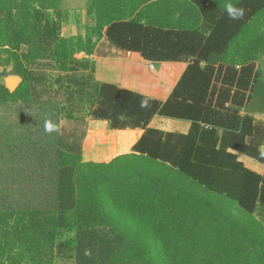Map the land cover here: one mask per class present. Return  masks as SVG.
Here are the masks:
<instances>
[{
    "label": "trees",
    "instance_id": "16d2710c",
    "mask_svg": "<svg viewBox=\"0 0 264 264\" xmlns=\"http://www.w3.org/2000/svg\"><path fill=\"white\" fill-rule=\"evenodd\" d=\"M192 1L201 5L209 32L200 40L199 49H194L186 70L164 102L88 77L84 116L106 120L111 129L143 128L132 147L135 154L120 155L110 162H84L79 141L57 148L50 198L36 205H19L24 237L34 239L42 234L52 244L72 242L76 264H155L145 244L137 241L138 232L132 234L114 224L112 211H118L136 217L145 224V230H154L162 240L166 232L194 233L206 225L212 249L223 258L228 256L227 249L247 247L245 241L264 243V171L255 172L238 158L242 154L264 168V123L238 112L255 80L254 64L237 68L219 63L229 42L264 9V0H237L234 4L245 9L244 17L238 20L230 19L224 8L211 0ZM129 26L133 25L113 22L106 33L114 39ZM38 28H28V36L22 40L15 28L18 34L13 38L17 40L11 46L23 41L28 45L27 54L19 57L22 83L14 93L0 83V100L15 97L17 91L19 97L26 98L29 91L40 93L37 90L43 76L36 73L37 68L26 65L29 62L48 57L56 62L53 67L66 73V63L79 60L74 53L86 49L79 39L52 40L53 28L47 23ZM201 60L206 62L203 68L199 66ZM67 81L61 95L72 107L78 94L73 87L79 88L81 83L74 78ZM144 99L148 104L141 107ZM155 115L189 120L191 125L186 134L163 132L148 125ZM87 167L102 168L109 179L93 176ZM104 187L106 200L100 196ZM68 231L73 233L70 237ZM254 244L248 247L256 249ZM170 261L166 258L163 264H181ZM206 264H215V260Z\"/></svg>",
    "mask_w": 264,
    "mask_h": 264
},
{
    "label": "crops",
    "instance_id": "0c3cea01",
    "mask_svg": "<svg viewBox=\"0 0 264 264\" xmlns=\"http://www.w3.org/2000/svg\"><path fill=\"white\" fill-rule=\"evenodd\" d=\"M2 1L0 23L7 22L9 16ZM211 1L219 8L228 2ZM200 7L192 0H19V39L27 38L28 28L47 23L53 28L52 40L79 39L86 49L75 52L74 57L89 61L94 82L112 84L164 102L186 70L194 49L197 51L202 37L208 35L209 24ZM109 19L133 26L118 32L113 39L106 33L113 23ZM27 51L28 45L20 42L19 56ZM221 55L219 63L225 66L254 64L255 80L247 102L238 112L250 116L254 122L264 123V9L229 42ZM205 64L204 60L199 62L201 68ZM9 77L3 80L6 88ZM86 121L80 143L82 161L110 162L120 155L135 154L132 147L143 134V128L111 129L106 120L86 117ZM148 125L163 132L186 134L191 122L155 115ZM261 151L264 152L263 146ZM238 158L247 168L263 173L259 162L242 154Z\"/></svg>",
    "mask_w": 264,
    "mask_h": 264
},
{
    "label": "rangeland",
    "instance_id": "374dc122",
    "mask_svg": "<svg viewBox=\"0 0 264 264\" xmlns=\"http://www.w3.org/2000/svg\"><path fill=\"white\" fill-rule=\"evenodd\" d=\"M2 5L8 8L9 15L7 22L0 23V83L4 84L3 80L7 76L19 77V57H23L19 56L18 43L17 46H11L17 40L13 38L14 33L17 35L19 31V0H3ZM50 49L47 48V52ZM54 65L56 62L48 57L35 60L33 67L38 69L36 73L43 76L39 81V89H36L40 93L29 91L30 97L26 98L25 95L19 97L17 91L15 97L0 100V264H76L72 242L67 245L59 242L52 244L42 234L34 239L24 237L22 224L19 223L21 202L36 205L41 199L50 198L57 148L64 149L73 142L81 143L80 137L86 128L84 101L90 87L89 61L79 59L77 62H67L69 69L66 73L59 72ZM68 78L81 83L79 88L72 86L78 91L77 102L72 107L61 95V87H68ZM31 84L32 81L29 82ZM48 119L59 124L60 132H45L44 122ZM68 151L74 152L72 148ZM86 171L97 178L109 179V173L102 168L87 167ZM104 190L105 187L100 189V196L106 200ZM112 214L116 217L114 224L118 227L131 230L132 234L138 232L140 237L137 241L145 244L149 259L155 264H163L166 258L181 264H206L211 260H215V264H264V243L259 241L254 244L250 240L256 249L248 247L253 245L248 241L244 243L247 247L226 248L229 253L223 258L212 249L213 241L207 238L206 225L194 233L190 230L188 234L186 231L183 234L166 232L161 235L166 237L162 240L154 230H145V224L136 217L120 215L118 211H112ZM186 226L191 228L190 224ZM72 234V231L66 233L69 237Z\"/></svg>",
    "mask_w": 264,
    "mask_h": 264
},
{
    "label": "clouds",
    "instance_id": "9594fccd",
    "mask_svg": "<svg viewBox=\"0 0 264 264\" xmlns=\"http://www.w3.org/2000/svg\"><path fill=\"white\" fill-rule=\"evenodd\" d=\"M224 10L227 16L232 20L242 19L245 15V9L242 7L237 6L236 4L232 3L231 0H228L224 5ZM148 104V100L144 99L141 101V107H146ZM44 130L47 133L53 132H60L59 124L53 122L51 119L45 120L44 122Z\"/></svg>",
    "mask_w": 264,
    "mask_h": 264
},
{
    "label": "water",
    "instance_id": "95a60500",
    "mask_svg": "<svg viewBox=\"0 0 264 264\" xmlns=\"http://www.w3.org/2000/svg\"><path fill=\"white\" fill-rule=\"evenodd\" d=\"M20 82H21V78L20 77H18V76H10L8 78V89H9V91H14L18 87Z\"/></svg>",
    "mask_w": 264,
    "mask_h": 264
}]
</instances>
